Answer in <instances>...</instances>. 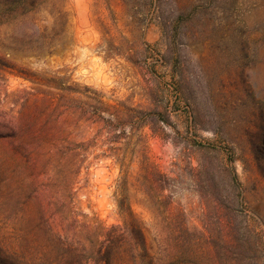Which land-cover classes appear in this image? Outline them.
Returning a JSON list of instances; mask_svg holds the SVG:
<instances>
[{
	"label": "rangeland",
	"instance_id": "374dc122",
	"mask_svg": "<svg viewBox=\"0 0 264 264\" xmlns=\"http://www.w3.org/2000/svg\"><path fill=\"white\" fill-rule=\"evenodd\" d=\"M12 1L0 0V112L17 118L33 90L60 95L25 75L91 92L54 98L40 119L58 149L87 144L69 190L58 170L3 175L5 264H42L43 234L23 217L30 182L65 189L80 225L121 224L119 159L157 264H264V0H49L27 15ZM73 100L88 105L81 136L64 130ZM99 101L119 107L113 130ZM145 159L164 177L146 183Z\"/></svg>",
	"mask_w": 264,
	"mask_h": 264
},
{
	"label": "trees",
	"instance_id": "16d2710c",
	"mask_svg": "<svg viewBox=\"0 0 264 264\" xmlns=\"http://www.w3.org/2000/svg\"><path fill=\"white\" fill-rule=\"evenodd\" d=\"M48 1L13 0L12 3L15 4V14L20 12L22 15H27ZM60 15L58 13V16ZM23 78L32 84L56 89L60 95L33 90V92H26V98L22 102L23 108L18 112L17 118L0 112V189L5 184L3 175L14 163L22 169L23 173L31 177L58 170L63 186L69 190L70 185L74 183L84 164L87 163V144L84 140L79 142L73 140L66 143L71 149L67 150L65 145L58 149L54 144L53 134L50 135L48 132L51 128H48L46 124L41 125L40 119L46 116V110L53 105L54 98H62L65 94L67 95V92L74 96L87 97L91 91L77 84L69 87H54L40 76L25 75ZM59 102L64 103L62 100ZM72 102L70 106L65 107L70 121L64 130L69 128L70 136L72 132H76L75 136H81V131L89 120L86 117L88 105L79 100ZM97 105L106 110L108 129L113 130L116 124L119 125V107L106 105L101 101ZM99 108H96L97 122L103 119L101 113H104L103 109ZM10 139L12 141H9ZM63 148L66 152L59 153L58 150L62 151ZM143 168L146 183L150 176L164 177L156 171L155 166L149 163L148 159L144 160ZM119 169L121 175L117 191L119 195L117 206L121 224L109 229H93V227L78 224L74 215L71 216L64 210L68 198L65 189L55 192L44 185L35 189V181L30 182L32 185L24 193L23 217L30 224L36 222L43 234L42 264H157L150 254L142 224L132 210L130 197V191L134 187L131 182L132 163L119 159ZM10 259L17 263V258L10 257ZM6 262L0 257V264ZM24 264L30 263L27 260Z\"/></svg>",
	"mask_w": 264,
	"mask_h": 264
}]
</instances>
